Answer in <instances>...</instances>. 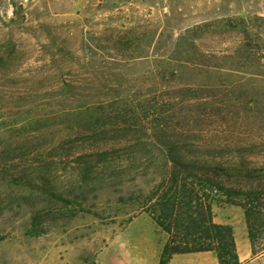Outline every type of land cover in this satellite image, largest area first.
<instances>
[{
    "label": "rangeland",
    "instance_id": "obj_1",
    "mask_svg": "<svg viewBox=\"0 0 264 264\" xmlns=\"http://www.w3.org/2000/svg\"><path fill=\"white\" fill-rule=\"evenodd\" d=\"M152 136L264 186V0H0V264L156 259Z\"/></svg>",
    "mask_w": 264,
    "mask_h": 264
},
{
    "label": "trees",
    "instance_id": "obj_2",
    "mask_svg": "<svg viewBox=\"0 0 264 264\" xmlns=\"http://www.w3.org/2000/svg\"><path fill=\"white\" fill-rule=\"evenodd\" d=\"M181 56L184 64L188 65V60L201 55L194 51L181 53ZM173 72L175 75L172 76L176 77L177 71ZM152 96L214 97L192 87H183L174 94L158 89ZM148 112L164 122L159 124L160 129H167L172 123L173 117L167 115L162 104H153L148 107ZM151 142L156 148L150 162L136 168L143 174L156 177L145 209L168 235L159 264H168L175 254L209 251L217 253L220 264H241L233 227L214 221L213 204L217 197L245 211L252 250L257 255L258 243L264 238V186L233 184L230 179L260 177L261 172L210 165L199 156H207L210 154L206 153L208 151H194L175 136L168 139L152 136Z\"/></svg>",
    "mask_w": 264,
    "mask_h": 264
},
{
    "label": "crops",
    "instance_id": "obj_3",
    "mask_svg": "<svg viewBox=\"0 0 264 264\" xmlns=\"http://www.w3.org/2000/svg\"><path fill=\"white\" fill-rule=\"evenodd\" d=\"M214 221L220 225H231L234 229L235 239L237 243V250L241 264H249L254 260L261 258V255H254L252 244L249 238L248 227L246 222L245 211L234 205H229L226 208H215ZM246 225V232L242 231L241 242L238 241L236 236L237 223ZM162 250L159 252L156 259H147L146 257L138 259H129V264H159L163 248L168 240V235L162 233ZM168 264H220L216 252H198L190 254H175L172 256Z\"/></svg>",
    "mask_w": 264,
    "mask_h": 264
}]
</instances>
